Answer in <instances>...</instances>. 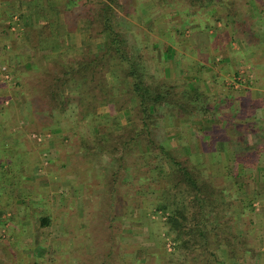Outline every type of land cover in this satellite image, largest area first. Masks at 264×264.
I'll return each instance as SVG.
<instances>
[{
  "label": "rangeland",
  "instance_id": "1",
  "mask_svg": "<svg viewBox=\"0 0 264 264\" xmlns=\"http://www.w3.org/2000/svg\"><path fill=\"white\" fill-rule=\"evenodd\" d=\"M171 1L170 5L165 7L167 10L165 16L162 9L149 2V11L154 15L153 22L156 23V27L155 30L143 33L139 30L138 35L140 41H143L144 37L156 40L154 47L149 43L145 44V56L149 59L151 54L158 63L166 60L165 64L156 63V68H160L159 71L175 81L178 87L185 86L187 89V84L190 83L187 69L191 67L194 50L190 48L186 37L193 32V26L199 25L207 30L226 26L229 34L224 42L234 43L239 47L242 46L240 42L244 40L242 36L246 39L245 46L249 40L255 43L257 37L264 39V23L260 20H264V0H214L205 7H201L200 2L184 0V3L179 5L185 7L184 10L188 9L184 14L176 7L180 0ZM226 4L230 9L225 6ZM2 6L0 81L6 83L0 87V109L8 116H14L12 123L16 127L12 128L16 129L17 125H20L19 128L23 131L22 138L25 139L24 144L27 143L28 146H20L18 157L6 164L13 175L10 183L14 195L12 204L15 207L20 206V214H14L18 227L10 233L12 244L17 248L11 251V247L1 244L0 260L3 263H0L76 264L77 259L79 262L86 261V250L93 249L92 246H98L99 252L105 253L106 245L114 240L113 244H117L116 249L119 252L117 256L121 259L119 264H174L175 261L183 259L182 256L171 253L174 250V243L167 234L163 221L166 213L155 212L152 203L162 181L155 160L141 154L128 156V168L123 172V182V177H118L111 189L110 185L103 183L105 176L102 178L94 175L91 154L83 141L84 132L79 128H72L63 120L60 121L63 123L59 124L42 123L37 120L36 108L40 103L23 98L15 89V82L19 72L27 68L29 55L34 56L40 63L45 61L44 55L32 49L35 33L41 34L37 27L42 26L36 23L31 25L28 22L27 24H30H24L25 27L19 25L16 29H11L7 22L12 13L22 12L21 2L16 1L10 11ZM79 7L81 9L85 6L80 2ZM191 10L199 11L195 19L188 15ZM118 12L121 14V11ZM148 16L151 15L141 16L140 20L134 21L139 27L145 28ZM79 22L81 26L84 21ZM82 32L81 30L76 36L72 35L70 42L63 44L61 48L72 52L79 50L84 41ZM30 34H33L31 39L28 38ZM246 60L240 63L238 75L235 74L234 78L230 79L225 78L223 84L227 89L235 91L242 85H250L251 76L246 74L244 67ZM2 66L5 68L2 69ZM116 68L112 67L106 72L109 84L103 88V97L108 101L107 107L94 112L82 122L88 125L89 131L94 132L97 125L103 129L120 130L133 118L131 111L126 114L123 110L115 111L116 106L112 103L119 99L125 102L123 97L126 94V84L120 79ZM222 88L223 86L215 89ZM198 89L202 91L201 87ZM207 92L206 94L188 92V96L192 95L191 100L187 99L188 107L180 106L177 111L166 114L158 127L157 135L166 144L169 143L168 146L175 149L174 151L181 157H184L188 150L190 152L188 161L204 169L205 175L213 173L212 181L225 185L226 191L235 199L237 206L244 205L245 211L240 220L248 224L250 211L264 215V171L257 166L259 161L254 156V151L247 152L249 154L247 158L238 161L235 153L239 156L240 151L236 150L239 143L234 138L232 130L224 126L223 122L189 118L191 114H205L206 104L203 100L209 99L210 92ZM217 92L220 94L222 90ZM191 104L197 105L191 107ZM81 110L84 116L85 103L81 104ZM214 134L223 140L226 139L233 151L211 149L210 146L216 147L218 144L216 141L220 139L214 138ZM25 149L27 151H24ZM132 158L138 159L136 169L132 167ZM207 165L211 167L206 168ZM5 214L8 215V212L5 211ZM42 214L49 215V224L39 225L38 217ZM252 217L255 218V214ZM256 218L258 221L256 225L252 224L255 229L249 243L254 244L256 251L254 262L264 264V217ZM235 219L241 226L239 218ZM109 222L113 224L111 228L108 227ZM4 228L0 226L2 236H5ZM215 246L211 245V248L217 250ZM9 251L12 255H9ZM93 256L97 254L93 253ZM220 256H223L222 253ZM89 261H95V257H91L87 262Z\"/></svg>",
  "mask_w": 264,
  "mask_h": 264
},
{
  "label": "trees",
  "instance_id": "2",
  "mask_svg": "<svg viewBox=\"0 0 264 264\" xmlns=\"http://www.w3.org/2000/svg\"><path fill=\"white\" fill-rule=\"evenodd\" d=\"M192 1L200 2L201 7H205L211 1L214 2V0H206L205 3L199 0ZM80 2L85 7L80 9ZM149 2L162 9V14L165 16L167 13L165 7L172 1L37 2V13L40 8L44 9L47 6L54 16L50 20L37 17L39 26L51 27V33H35L32 45L33 50L44 55L45 61L40 63L34 56L29 55L27 68L17 75L15 89L23 98L40 103L36 108L38 121L59 124L63 123L60 122L63 120L65 124L84 132L83 141L91 154L94 175L102 178L105 176L103 183L110 185L111 189L118 177L122 176L123 182V172L128 168V156L141 154L155 160L162 181L152 203L155 212L166 213L163 221L167 234L174 243V250L171 253L183 257L174 264L204 262V264H258L254 262L256 256L254 244H250L249 240L255 229L252 224L256 225L258 221L256 217L261 219L264 215L250 211L248 224L243 223L240 218L245 211L244 205L237 206L235 199L226 191L225 185L213 182V173L205 175L204 169L188 161L190 157L188 150L186 155L181 157L174 151L175 149L168 146L169 143L166 144L157 135L158 127L165 115L177 111L180 106L188 107L187 99L191 100L192 95L188 96L185 86L178 87L175 81L159 71L160 68H156L158 62L154 61V56L150 54L149 59L145 56V44L156 46V40L144 37L143 41H140L138 35L139 30L142 33L155 30L156 23L153 22L154 15L149 11ZM180 3H184V0H180L176 7L184 14L188 9L184 10L185 7L179 6ZM225 6L230 9L229 5ZM117 10L121 11V14ZM198 13V10H191L188 15L195 19ZM144 15H151V18L148 16L145 25L147 27L142 28L134 19H141ZM30 20L26 14L19 12L15 22L21 25L30 22L33 25ZM79 21H84L81 26ZM78 30L80 32L82 30L84 36L80 49L76 52L62 49V45L70 42L71 35ZM29 37L31 39L33 34ZM165 62L166 60H162L157 65ZM112 67H117L120 79L126 84V94L123 97L125 102L121 99L112 102L116 106L115 111L123 110L125 114L131 111L133 118L120 130L103 129L97 125L92 132L93 130L89 131L88 125L82 122L94 112L107 107L108 101L103 97V88L109 84L106 72ZM5 83L0 81V87L5 86ZM82 103L86 106L85 118L81 110ZM196 105L191 104V107ZM2 110L0 109V226L5 227L6 231L5 236H2L0 230V246L5 244L13 251L17 247L12 244L10 233L18 227L14 214H20V206L15 207L12 204L14 195L10 183L13 175L6 164L18 157L20 146L28 145L24 144L25 139L22 138L23 131L19 128L20 125L18 124L16 129L12 128L16 127L12 123L14 116H8ZM55 115L57 117L54 118ZM217 115L212 121L222 123L223 118ZM234 124L232 119H227V127L237 139ZM215 135L214 138H220ZM235 155L239 159L247 157L240 154L238 156V153ZM131 163L135 169L139 164L137 158H132ZM254 214L255 218L252 217ZM235 217L239 218L241 226ZM38 223L49 224V215H40ZM111 223H108L109 228L113 226ZM114 241L106 245L105 253L99 252L98 246H92L93 249L86 250V261L79 262L77 259L76 264H119L120 257L117 256L119 252L116 249L117 244H113ZM211 245H216L217 250L212 249ZM11 251L9 255H12ZM93 253L97 256H93ZM91 257H95V261L87 262Z\"/></svg>",
  "mask_w": 264,
  "mask_h": 264
},
{
  "label": "crops",
  "instance_id": "3",
  "mask_svg": "<svg viewBox=\"0 0 264 264\" xmlns=\"http://www.w3.org/2000/svg\"><path fill=\"white\" fill-rule=\"evenodd\" d=\"M16 1L21 2L22 13L28 16V20L30 17V21L33 23L39 24L37 17L46 18V20L54 17L47 6L44 9L40 8L38 13L36 12L37 2L39 3L41 0H0V12L3 8L2 5L10 11ZM14 15H17L15 19H13ZM18 15L19 13L10 15L7 22L8 27H10L9 21L16 23ZM260 20L264 23L263 19ZM210 23L212 24L211 21ZM48 24L52 25V23ZM19 25L21 24L18 23ZM23 26L25 27V25ZM50 28L49 26L37 27L39 33L43 34L51 33ZM192 28L193 32L186 37L190 48L194 50L191 67L187 69L188 82H190L187 84V89L191 94H195V92L206 94L207 91L210 93L208 94L209 99L203 100V103L206 104L205 114H191L189 118L209 119L212 122V119L218 114L217 116L223 118V125L226 127L228 126L227 119H233V121L235 119L234 129H236L237 142L239 143L236 150L240 151V156H248L247 152L254 151V156L259 161L257 166L260 167V170L264 169V39L257 37L258 40L255 43L249 40L248 46H245L246 39L242 36L244 40L242 39L243 41L240 42L242 46L239 47L234 43L232 45L229 42H224L229 34L226 26L223 28L217 26L213 30L203 29L199 25ZM76 33L79 34L80 30L74 32L73 35L76 36ZM253 45L255 46L253 47ZM247 47L250 48L247 49ZM244 60H246L244 66L246 74L251 76L250 85L239 83L240 86L242 85L239 89L235 91L227 89V86L223 84L225 78L230 79L234 78L235 74L238 75L240 63H243ZM222 86V89H215ZM200 87L202 91H199ZM195 88L198 90L196 91ZM218 90H222V93L217 94ZM216 142H218L217 146L211 145V149L222 148V151H233L226 139L223 140L220 137Z\"/></svg>",
  "mask_w": 264,
  "mask_h": 264
},
{
  "label": "built area",
  "instance_id": "4",
  "mask_svg": "<svg viewBox=\"0 0 264 264\" xmlns=\"http://www.w3.org/2000/svg\"><path fill=\"white\" fill-rule=\"evenodd\" d=\"M17 17V15H14L13 16V19H15ZM9 24H10V28L11 29H16V27H18V23H11L10 21H9ZM5 68V66H2V69H4Z\"/></svg>",
  "mask_w": 264,
  "mask_h": 264
}]
</instances>
